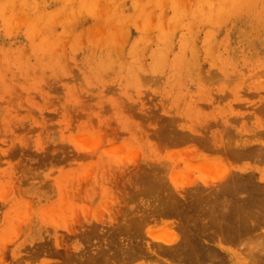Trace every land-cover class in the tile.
Segmentation results:
<instances>
[{
  "label": "rangeland",
  "instance_id": "obj_1",
  "mask_svg": "<svg viewBox=\"0 0 264 264\" xmlns=\"http://www.w3.org/2000/svg\"><path fill=\"white\" fill-rule=\"evenodd\" d=\"M211 11L215 15H211ZM159 57L164 60H153ZM139 59L142 60L140 64ZM158 62L159 65H154ZM217 65L223 67H219L220 72ZM223 69L228 77L234 72L237 75L232 74L233 77L226 79V74L221 73ZM212 72L215 75L221 73L220 80H216ZM263 94L264 0H249V3L245 0H0V264H73L72 256L84 260L89 256L88 260H91L88 254H93L98 245L104 246V250L107 245L113 246L107 252L100 247L101 250H96L99 255L93 256V260L95 257L98 260L103 250L101 253L107 260H113L110 259L112 263L103 260L106 264H161L168 260L167 255L162 258L163 254L162 262H156L161 261L156 259L161 252L155 254L158 245L149 244L155 240L171 245L164 240L165 234L164 238L160 237L163 233L169 234L165 235L167 239L171 236L181 212L174 215L156 209L160 206L156 205L171 197L170 192L175 190L183 201L192 194H181L186 191L183 189L186 186L199 182L207 186L206 175L210 176L209 184L211 179L217 181L220 174L215 179L214 173L219 170L216 171L217 166L212 163L214 159L216 164L223 161L228 168L225 170L232 169L230 174L233 170L234 173L250 171V165L251 178L259 185L264 183V161H254L258 155L246 152H237V155L222 145L228 142V136L232 147L239 144L241 137L240 144L245 146L252 144L249 141L253 144L257 141L260 135L256 132L264 129V122H260L264 115L255 113L256 109L264 111L261 108L264 107L261 105ZM253 105L256 112H253ZM166 118L174 120H168L170 124L166 122L165 129L160 128ZM228 118L237 122L233 124ZM216 119L214 125L212 121ZM203 120L211 121L214 126H207L208 122ZM171 123L170 128L178 139H182L185 132L188 137L195 132L192 135L195 138L188 141L186 136V142L184 138L180 142L171 135L174 144H170L172 139L168 136L172 130L169 131L167 125ZM194 124L201 129L206 125L212 132L207 135L206 129H198L200 132L197 133L198 130L192 129L196 128ZM202 124L205 125L201 127ZM225 125L230 129H225ZM186 126L193 133L185 129ZM232 129L236 135L230 133ZM167 130L168 135H162ZM222 131L226 138H221ZM201 132L207 135L206 139L211 133L217 138L210 136L212 142L210 137L207 141L201 136L202 139H196L198 134L204 136ZM254 132L259 136L251 135L253 141L249 135ZM244 134L251 139L244 138ZM218 136L224 141L216 142ZM262 137L258 139L259 144L264 141ZM202 140L211 142V146L213 141L221 144L219 147L225 155L215 142L217 150L216 147H204L206 143L201 145ZM226 152L233 159L239 160L242 156L243 160L235 163ZM227 158L234 163L228 165L230 160ZM217 165L221 169L222 164L221 167ZM146 170L154 177H161L157 178L161 184L165 182L161 185L163 188L173 189H160L164 194L170 191L169 195L165 194L167 197L161 200L159 195L163 193L153 192L158 186H154L156 182L152 180L156 177L151 180V175L148 178L153 184L147 177L146 180L153 185L151 188L155 187L153 193L149 188L146 189L150 193L141 189L144 182L142 187H147L146 184L150 187L142 176L144 182L138 178L141 173L145 178ZM203 175L207 177L204 180L200 177ZM224 175L221 176L224 178ZM196 181L198 183L194 184ZM139 187L142 191L137 190ZM180 187L184 192L178 190ZM117 209L121 213L118 211L116 219ZM136 213L138 218L145 213L142 220L148 213L147 223H144L145 219L142 226L140 224L143 228L139 227L143 233L138 231L137 225V231L134 224L129 225L131 219L128 220V216L136 217ZM262 213L260 220L264 219ZM125 218L129 223L124 225L133 227L135 233H142L143 237L134 235L133 231V235L126 232L122 223ZM173 218L176 223L170 229L168 227L171 231L168 233L166 226L173 223ZM116 220L121 221L124 228L121 229ZM112 222L119 226L120 238L113 230L116 225L110 229ZM260 222L257 224L262 228L260 226L256 232L263 239L264 223ZM95 226L97 229L92 231L91 227ZM115 238H119L121 244ZM136 238L139 243H145V248ZM128 239L132 242L131 247L125 243ZM105 240L110 243L105 244ZM114 241L117 249L127 244L128 249L123 250L129 251L130 256L136 252L137 244L142 245L138 248L146 253L141 250L139 257L141 252L138 250L137 256L125 259L126 254L120 247V250H114L118 255L119 252L125 255L122 259L120 254L118 260L115 253L109 254L112 256L108 258L106 255L114 251ZM89 244L92 247H86ZM225 244L221 243L226 250L233 251V257L224 253L230 264H264V250L258 253L255 261V257L242 253L243 246H238V241L237 245ZM74 247L82 248L81 254L85 256L78 252L80 257L73 255ZM84 247L86 250L92 248L93 252H82ZM146 247L147 250L154 248V254L150 249L148 254ZM161 247H157L159 251ZM129 252H126L127 256ZM114 257L118 261H114ZM80 259L75 263L80 264L77 263ZM86 260L81 263L86 264ZM93 262L102 263L92 260L88 263Z\"/></svg>",
  "mask_w": 264,
  "mask_h": 264
},
{
  "label": "bare ground",
  "instance_id": "obj_2",
  "mask_svg": "<svg viewBox=\"0 0 264 264\" xmlns=\"http://www.w3.org/2000/svg\"><path fill=\"white\" fill-rule=\"evenodd\" d=\"M247 3H249V0H245ZM258 1V0H257ZM258 3V2H257ZM220 7H222V6H220ZM220 7H218L219 9H222V8H220ZM211 9H213V8H211ZM217 9V8H216ZM216 9H214V11L216 10ZM213 11V10H212ZM211 11V12H212ZM211 15H215V14H213V12L211 13ZM121 51V50H120ZM123 52V51H122ZM173 53V52H172ZM152 54H154V53H152ZM158 55V54H157ZM156 55V56H157ZM164 55V54H163ZM161 53H160V56H163ZM176 55V54H175ZM155 56V57H156ZM175 57V59H176V56H174ZM157 58V57H156ZM156 58H153V60L155 59V62H157L158 60H161L160 59V57H159V59H156ZM163 58H164V56H163ZM162 58V60H164ZM172 58V57H171ZM170 58V59H171ZM179 58V57H178ZM174 59V60H175ZM180 59V58H179ZM179 59H178V61H179ZM105 60V59H104ZM157 60V61H156ZM161 60V61H162ZM172 60V59H171ZM170 60V61H171ZM174 60H172V62H175ZM140 61H142V60H138V64H140ZM178 61H177V63H178ZM151 63L152 62H154V61H150ZM169 62V61H168ZM172 62H169V63H172ZM109 63V62H108ZM131 63V62H130ZM150 63V64H151ZM105 64H107V62H106V60H105V63H104V65ZM133 64V61H132V63H131V65ZM145 64V63H144ZM144 64H143V66H144ZM149 64V63H148ZM150 64H149V66H150ZM160 63L158 62V63H154V65H159ZM161 64H163V62H161ZM180 65L182 64L181 62L179 63ZM178 64V65H179ZM146 65V64H145ZM154 65L152 64V69H153V67H154ZM173 65H176V63L175 64H173ZM173 65H171V66H173ZM179 65V66H180ZM188 65V64H187ZM238 65V64H237ZM141 66V65H140ZM139 66V67H140ZM155 66V67H156ZM183 66V65H182ZM134 67V66H133ZM145 67V66H144ZM174 67V66H173ZM181 67V66H180ZM219 67H221V65H217V68H219ZM237 67H239V66H237ZM221 68H223V67H221ZM134 69H135V67H134ZM140 69H143L142 67L140 68ZM238 69V68H237ZM241 69V68H240ZM244 69V68H243ZM144 70V69H143ZM174 70H175V67H174ZM215 70H217V69H214V71ZM224 70V72H221V73H225L224 75H225V78L226 77H228L227 75H228V73H226V71H225V69H223ZM136 71V70H135ZM138 71V72H137ZM136 72L137 73H140L139 72V70H137ZM213 71V72H214ZM231 71V70H230ZM213 72H212V74L211 75H214L215 77V79L216 80H220V75H222L221 73H216V75L215 74H213ZM216 72H218V71H216ZM219 72H220V68H219ZM215 73V72H214ZM235 74H236V72H234ZM229 74H231V73H229ZM233 74V73H232ZM232 74L229 76L230 78H231V76H232ZM235 74H233V76L235 75ZM209 76H210V74H208ZM237 75V74H236ZM240 74H238V76H239ZM232 76V77H233ZM137 77V76H136ZM218 77H219V79H218ZM222 77V76H221ZM228 77V78H229ZM138 78V77H137ZM214 78L212 77V79L214 80ZM224 78V77H223ZM224 78V79H225ZM222 79V78H221ZM227 79V78H226ZM259 92V91H258ZM263 96H264V94H263ZM220 97V96H219ZM261 102V101H260ZM262 103V104H261ZM260 104L261 105H263L264 104V102L262 101ZM259 104V105H260ZM260 105V106H261ZM249 106H251V105H249ZM253 107H254V105H253ZM256 107V106H255ZM254 107V111L253 112H256V110H257V113H255V114H261V115H259V116H262V115H264V111L262 112V111H260L259 109H256ZM257 107H258V105H257ZM252 108V107H251ZM261 108H264L263 106H261ZM256 109V110H255ZM251 110V109H250ZM264 110V109H263ZM259 111H260V113H259ZM253 112L251 113L250 112V114L252 115L253 114ZM263 118H264V116H262ZM238 118V117H237ZM241 118V117H240ZM167 119V118H166ZM165 119V120H166ZM173 119L174 120V118H168L166 121H164L165 123L164 124H162L163 126H160V128H164V125H166V122H167V124H170V122H171V120ZM230 121L229 122H233V118H228ZM234 119H236V117L234 118ZM168 120L170 121L169 123H168ZM207 121V120H206ZM216 121H218L217 119L216 120H214V121H212L213 123H214V125H215V122ZM236 120H234V122H235ZM237 121H240V119L238 118V120ZM236 121V122H237ZM262 121L264 122V120L263 119H260V122L262 123ZM172 122H174V121H172ZM175 122H177V121H175ZM203 122H205L204 120H203ZM208 122V123H207ZM207 122H205V123H207L206 125L208 126L209 124H212L213 125V123H210L211 121H207ZM231 122V123H232ZM234 122H233V124H234ZM217 123V122H216ZM174 125H175V123H173ZM179 125V124H178ZM181 125V124H180ZM191 125V124H190ZM196 125V126H195ZM200 125V124H199ZM205 125V124H204ZM203 124H202V126L201 127H203L204 126ZM206 125L203 127V129L205 130L206 129V133L207 132H212V129L210 130V131H208L209 129V127L207 128L206 127ZM213 125V126H214ZM170 126H173L172 125V123H171V125H167V128L169 127L170 128ZM194 126L197 128L198 126H197V124H194ZM210 127H211V125H209ZM229 125H225V127L224 126H222V128L224 129H230L229 127H228ZM253 126H255V125H253ZM260 126V125H259ZM175 127V126H174ZM228 127V128H227ZM238 127V126H237ZM166 128V129H167ZM168 128V130L169 131H171L172 130V127L169 129ZM182 128H183V126H182ZM186 128H188L187 126L185 127V129ZM194 129V127L192 128L194 131L195 130H198V129H200V131H204L203 129H201V128H197V129ZM254 128V127H253ZM263 128H264V126H263ZM165 129V128H164ZM164 129H163V131H164ZM177 129V128H176ZM175 129V130H176ZM184 129V130H185ZM190 128H188V130H189ZM222 129V130H223ZM225 129L223 130L225 133L227 132V131H225ZM242 129V128H241ZM161 130L162 129H160L159 131H160V133H163V132H161ZM166 131V132H164V134H162V135H165V134H167L168 135V132L169 131ZM181 130H183V129H181ZM187 130V131H188ZM240 130V129H239ZM253 130H255V129H253ZM252 130V131H253ZM262 130H264V129H262ZM262 130H259V133H258V131L256 132L257 134H259L261 137H262V135L264 136V131H262ZM190 132H191V130H189ZM199 130L197 131V133L198 132H200ZM215 131V130H214ZM222 131V136H221V138L224 136V132ZM235 131V130H234ZM250 131V130H249ZM251 131V132H252ZM261 131V132H260ZM181 132H183V131H181ZM233 132V129H232V131L230 130V133L231 134H233L232 133ZM248 132V131H247ZM246 132V133H247ZM252 133V134H250V133H248V135L251 137V135H252V137L256 134V133ZM174 133H175V131H174ZM173 133V130H172V134L169 132V134H170V136H168V137H170L172 140H170V142H169V139H168V141H167V135L165 136L166 137V141L167 142H169L170 144L172 143V144H174L173 143V139L174 138H172V137H174L175 136V140L177 139V140H181L180 142H182V140H183V138H184V142H186L185 141V138H186V136L188 137L189 135H187V133L185 132V136H183L181 133V135L183 136L182 137V139H178V136H176L175 134ZM179 132L178 131H176V134H178ZM189 133V132H188ZM191 133H193V131L191 132ZM190 133V134H191ZM196 133V134H197ZM202 133V132H201ZM215 133V134H214ZM221 133V132H220ZM229 133V132H228ZM193 134H195V132L193 133ZM193 134H191L190 135V137H188V138H186V140H188V141H191L193 138H195V135L194 136H192ZM203 134V133H202ZM209 133H207V135H208ZM212 134V133H211ZM209 135V137L210 136H212V135ZM213 134L216 136L217 134H216V131L215 132H213ZM256 134V136L258 137L259 135H257ZM262 134V135H261ZM171 135H174V136H171ZM199 135V136H198ZM197 135V138L196 139H198V138H203L204 137V139L203 140H205L206 138H205V135L206 134H203L204 136H202V135H200V134H198ZM206 135V136H207ZM233 135H236L235 133L233 134ZM242 135V134H241ZM240 134H239V136H241ZM245 135V134H244ZM201 136V137H200ZM220 136H218V139H217V141L216 142H218V141H224V139L223 140H221L219 137ZM243 136V135H242ZM249 136H247V135H245V137L244 138H246L247 137V139H248V137ZM260 136H259V138H260ZM164 137V138H165ZM192 137V139H190ZM209 137H208V139H209ZM212 137H214V136H212ZM212 137H210V141L212 142V140H211V138ZM232 137V136H231ZM249 137V140L252 138H250ZM256 137V138H257ZM179 138H180V136H179ZM201 138V139H202ZM217 138V137H216ZM215 137H214V139H216ZM223 138H226V136L225 137H223ZM235 137L233 136V139H234ZM255 138V139H256ZM258 138V139H259ZM208 139H206V141L208 140ZM229 139H230V136H228V142L226 141L225 143L223 142L222 143V145L224 146V145H226V148H229V150H231L232 152H234V153H236L237 154V152H238V154H243L244 152H246V154L247 153H252V154H255L254 156H256V155H258V157L256 156L255 157V160L253 159L254 157L252 156V159H251V161H255L256 162V159L257 160H260L261 161V159L264 161V145H263V143H264V141H263V143L261 142V140H260V142L262 143H260L259 144V141H258V139H257V141L255 142V143H257V144H259V145H255V143L253 144V142H250L249 140V143H252L250 146L249 145H247V146H245L244 145V143H242V144H240V140L242 141V137L238 140L239 141V144H237V145H235V147L233 146L232 147V144L229 142ZM261 139V138H260ZM262 139L264 140V137H262ZM200 140V139H199ZM198 140V141H199ZM202 140V144L201 143H199V145L201 144V145H203V144H205L206 143V141L204 142ZM231 140V139H230ZM244 140V139H243ZM252 140L254 141V139L252 138ZM172 141V142H171ZM195 142H196V140H194ZM198 141H197V143H198ZM245 141L247 142V140L245 139ZM244 141V142H245ZM176 143H178L177 141H175ZM210 142V143H211ZM215 141H213V143H214ZM216 142H215V144H216ZM208 144V143H206V144H208V145H204V147H206V148H208L209 149V147H213V149L218 145V144H216V146L214 147V145L215 144H213L212 143V146H211V144ZM248 143V142H247ZM220 145V147H221V144H219ZM219 145H218V147H219ZM208 146V147H207ZM222 146V147H223ZM253 146H255V147H253ZM219 147V150L221 149V152H223L222 151V149L223 148H220ZM224 148H225V146H224ZM225 148V149H226ZM218 148L216 147V149L215 150H217ZM225 149H224V151H225ZM226 153H228V158H232L233 159V157L232 156H230L231 154L229 153V152H226ZM223 154H224V152H223ZM230 154V155H229ZM237 154V155H238ZM225 155V154H224ZM240 156V155H239ZM261 157V158H260ZM225 158H226V156H225ZM227 158V159H228ZM258 158H260V159H258ZM227 159L225 160V161H227ZM240 159H242V156H241V158ZM239 159V160H240ZM217 160H218V158H217ZM220 160H222V159H220ZM228 160H230V163H228V165L229 164H231L232 162H231V159H228ZM233 160H235V163L236 162H238L239 160L238 159H233ZM243 160V159H242ZM207 161V160H206ZM214 161H216V159H214ZM212 162V163H214V165H216L217 166V170L216 171H220V170H222L223 168H224V170L220 173L219 171L218 172H216V173H214V175H215V179H216V177L219 175V177H222L221 175H224V172H227V171H229V170H232V169H229V170H225V169H228L227 168V166H226V164L225 163H222L223 161H221V162H219V161H217V164H220V167H221V164H222V167H221V169H219L218 168V165L215 163V162ZM253 161V162H254ZM260 161H257V162H259V163H262V162H260ZM227 162H229V161H227ZM210 163H211V161H210ZM211 163V164H212ZM233 163H234V161H233ZM232 163V164H233ZM239 163V162H238ZM248 164V163H247ZM210 165V164H209ZM213 165V164H212ZM212 165H210V166H212ZM213 165V166H214ZM224 165H225V167H224ZM238 165V164H237ZM246 165V164H245ZM249 165V164H248ZM207 166H208V164H207ZM216 166H214V167H216ZM152 167V166H151ZM155 167V166H154ZM229 167V166H228ZM241 167H245L246 168V166H241ZM241 167H240V169H241ZM248 167V166H247ZM253 167V166H252ZM157 168V167H156ZM230 168V167H229ZM236 168V167H235ZM147 169V168H146ZM216 169V168H215ZM247 169V168H246ZM245 169V170H246ZM248 169L250 170V171H248L249 173H250V175L249 176H244V174L246 173L247 175L249 174V173H247V171H245V173H243V175H242V173H239V171H241V170H239L238 171V173H236V171H235V173H234V170L231 172V174H230V171L229 172H227V173H225V175H224V178H226V179H224L223 177L222 178H219L218 177V179H223L221 182H219L220 180H218L217 179V181L219 182V183H216L217 181L216 180H214V182H213V180L211 181V180H209L210 181V184H209V182H207V179H209V177L210 176H208V175H206L205 177H204V175L203 176H200L203 180L205 179V178H207L206 180H204V181H206V183L205 184H207V186H204V185H202L203 183H201V182H199L198 183V181H196V182H193L194 184L195 183H198V185L197 184H195V185H191L190 187H185V188H183L184 190H186L185 192H184V190L182 189V187H180V189L178 188V190H180V191H183L184 193H181V194H186L187 192L188 193H192V194H190L191 196L190 197H188L189 195H188V193L186 194V195H188V196H186V199H184L183 201H182V199L181 198H178V195H177V193L175 194V190L174 191H172L173 189H166V188H163V186L165 185L164 183V181L162 180V182H164V183H162L163 184V186H161L162 184H161V181H160V179H161V177H158V176H156L155 175V177L157 178H160V179H158L157 178V180H156V178L154 177V176H152L151 174H149V172L150 171H148V170H146V171H148V173L145 171V173L144 174H146L147 173V176H145V178L143 177L144 175H143V173H141V175L140 176H138V178L140 177V180H141V176H142V178L145 180V181H147L149 178H151V180L152 179H154L155 178V180H152L153 182H156V183H154V186H158V188L156 189L155 187H153V188H151L152 186H150V182L149 181H151L150 179H149V181H147L148 183H149V186L150 187H148V185L146 184V186L147 187H145V186H143L142 187V185L144 184L145 185V183L146 182H144V180L142 179L141 181L142 182H144L143 184L141 183V189L143 188H149L150 189V191H151V193H153V192H157L158 190V192H160V193H163L162 191H163V189H166V190H171L172 192H174V193H172V192H168V191H166V195L169 193V194H172V195H169V196H171L169 199H168V197L163 193L162 195H159V193H157V196L159 195V197L161 196V200L163 199V197L164 196H166L167 197V200L166 199H164V201L165 202H162L161 201V203L160 204H158V205H156V206H159L158 208H156L158 211H160V212H164L165 211V213H167V214H170L169 212H171L172 214H174L175 212H181V214H179V215H181L180 216V218L177 216L178 214H176V216L178 217V219L176 220V221H178L179 222V220L182 222V223H178L177 222V225L175 226V228L174 229H176L174 232H173V230H172V233H170L171 231H169V229L172 227V224H174V218H173V223L172 222H169L170 224H171V226H170V224L168 225L167 223H165V226H166V224H167V226H166V228H167V232L168 233H170L171 234V236H169V238L167 239V236L169 235H167V233H163L162 235H161V237L160 238H164V240H166L167 242L166 243H169V244H171V245H168V246H166V245H163V244H161L162 242H160V241H156L155 242V240H154V242H152L153 240H150V242H152V244L150 243L149 245L151 246H153V244L156 246V245H158V246H156V249H154V248H149L151 251L154 249L155 250V254H159L160 252H161V255L159 256V258H156V259H161V261H157L156 260V262H162V258L164 259V257H165V255H167L166 257H167V259L168 260H166V261H164V262H162V263H164V264H230L229 263V261H226V259H227V254H228V257H233V251L232 250H226L222 245H221V243L222 242H224V244L225 243H235L236 245H237V241H238V246H240L241 247V245L243 246V247H241L242 248V253L244 252H246L245 254H247V255H249L250 257H255V258H253V259H255V261H257L256 260V256L258 257V253L260 252V251H262V250H264V238L263 239H261L260 238V235L261 234H258L256 231H257V228L259 229V227L261 226L260 224L263 222L262 220H264V219H262V220H260L262 217H261V212H263L264 213V183L262 184L261 183V185L263 186V188H262V186L261 185H259V184H257L256 182H255V180L254 179H252L251 177H253V176H251L252 175V173H251V169H250V165H249V167H248ZM263 169V168H262ZM153 170V169H152ZM243 171V170H242ZM257 171H259V169L257 170ZM141 172V171H140ZM142 172H144L143 170H142ZM153 172V171H152ZM154 172H155V170H154ZM153 172V173H154ZM151 173V172H150ZM219 173V174H218ZM254 173H255V171H254ZM137 174H139V173H137ZM154 174H157V175H160V173H158V172H156V173H154ZM153 174V175H154ZM226 174H227V177H226ZM245 174V175H246ZM255 174H257V173H255ZM151 175V177H149ZM212 175V174H211ZM255 176V175H254ZM148 179H147V178ZM152 177H154V178H152ZM212 177V176H211ZM258 178H259V176H257ZM256 177V178H257ZM200 178V179H201ZM214 178V177H213ZM260 178H262V177H260ZM147 179V180H146ZM199 179V180H200ZM202 180V181H203ZM258 180H260V179H258ZM257 180V181H258ZM151 181V182H152ZM201 181V180H200ZM263 181V180H262ZM153 182H152V184H153ZM157 182L159 183L158 185H157ZM215 184H213V183ZM261 182V181H260ZM200 183H201V186H200ZM169 184V183H168ZM209 185V186H208ZM135 186H137V185H135ZM194 186H197L196 188L194 187ZM199 186V187H198ZM204 186V188H202ZM140 187L139 188H137V190H140ZM161 187V188H160ZM169 187V186H168ZM172 187V186H171ZM192 187V188H191ZM194 187V188H193ZM207 187V188H206ZM155 188V189H154ZM163 188V189H162ZM170 188V187H169ZM188 190H187V189ZM142 189V190H143ZM149 189H146V191H145V193L146 192H148V190ZM153 189H154V191H153ZM162 191H161V190ZM182 189V190H181ZM190 189H191V191H190ZM192 189H194V193L192 192ZM142 190H140V191H142ZM150 191L148 192V193H150ZM153 191V192H152ZM155 194V193H154ZM173 194H175V195H173ZM156 195V194H155ZM155 195H154V197H155ZM177 195V196H176ZM176 196V197H175ZM181 197H182V195H181ZM185 197V196H184ZM156 198V197H155ZM183 198V197H182ZM175 199V200H174ZM188 199V200H187ZM158 202L156 201V204H157ZM162 204V205H161ZM155 205V204H154ZM153 207H155V206H153ZM155 208H154V211L156 210ZM131 210L133 211H136L135 210V208H131ZM157 210L155 211V212H157ZM120 212V210H118L117 209V211L114 213L115 215H114V217L115 216H117V215H119V212ZM128 211H130V210H128ZM133 211V212H134ZM138 211V210H137ZM140 211H141V209H140ZM139 211V212H140ZM153 211V210H152ZM191 211V212H190ZM131 212V211H130ZM118 213V214H117ZM121 213V212H120ZM127 213V212H126ZM129 213V212H128ZM142 213V212H141ZM159 213V212H158ZM262 213V214H263ZM131 214V213H130ZM129 214V215H130ZM135 214V213H134ZM134 214H131V215H134ZM144 215H145V213H143ZM143 214H141V219L140 218H138V215H137V213H136V217L134 216V217H130V216H128L129 218H128V220H132L133 219V221H131L130 220V223H129V221H127V217L125 218V219H123L124 221H122V223H123V225H124V223H129V225L130 224H134V228L136 229V225H137V227L139 228V227H141L142 226V222L146 219V222H144V223H147V218H148V213H146V216H145V218H143L144 220H142V217H144V215ZM183 214V215H182ZM191 214V215H190ZM128 215V214H127ZM143 215V216H142ZM175 215V214H174ZM118 217V216H117ZM124 217V216H123ZM116 218V217H115ZM115 218L113 219V220H115ZM117 219V218H116ZM140 219V220H139ZM127 222H126V221ZM137 220H139V221H141L140 223H139V221L137 222ZM149 220V219H148ZM262 221V222H260V221ZM117 221V220H116ZM116 221H113V222H116ZM112 222V224L114 225V223ZM118 222V221H117ZM116 222V224H118L119 223V226H120V228L122 229V228H124L123 227V225H122V223H121V221H119L118 223ZM258 222H260V226H258ZM138 223H139V226H138ZM176 223V222H175ZM264 223V222H263ZM263 223H262V225H263ZM115 224V225H116ZM127 224H125L124 226H126L125 227V229H126V232H128V231H130L129 232V234L130 235H135L136 233H138V232H136L135 233V231H137V229L134 231V229H133V227H130V226H128ZM140 224H141V226H140ZM111 226V228L110 229H112L113 227H115V225L114 226ZM119 226L118 225H116V227H115V229H113V230H115V231H117V237H119V233H121V232H119V231H121L120 230V228H119ZM144 226H145V224H144ZM174 226V225H173ZM258 226V227H257ZM117 227H118V229H119V231H118V229H117ZM130 227V228H129ZM168 227H169V229H168ZM92 228V231H95V230H93V229H97V226H95V227H91ZM127 228H129V229H131V230H129V229H127ZM141 228H143V227H141ZM141 228H139L138 229V231H140V232H142L143 233V231L141 230ZM148 227H146V229H147ZM261 228H262V226H261ZM165 230L166 229H164V232H165ZM90 231V230H89ZM125 231V230H124ZM132 231H133V234H132ZM145 231V230H144ZM180 231V232H179ZM119 232V233H118ZM145 232H149L148 230H146ZM136 234L137 236H139V237H141L140 235H142V237H143V234ZM151 233V232H150ZM150 233H147V234H150ZM180 233V234H179ZM111 234V233H110ZM167 235V236H165V235ZM130 235H128V236H130ZM158 235V234H157ZM163 235H164V237H163ZM136 236V237H137ZM150 236V235H149ZM152 236H156V235H152ZM124 237V236H123ZM120 238V237H119ZM118 238V239H119ZM121 238H122V236H121ZM133 238V237H132ZM131 238V239H132ZM138 238V237H137ZM136 238V239H137ZM151 238H153V237H151ZM154 238H156V237H154ZM103 239V238H102ZM104 239H106V238H104ZM116 239V241L118 242H120V240H118L117 238H115ZM124 240H125V238H123ZM121 240V242H123L124 243V240ZM126 239H127V236H126ZM134 239V238H133ZM146 239V238H145ZM144 239V240H145ZM150 239V238H149ZM159 239V238H158ZM107 241H108V239H106ZM105 240V241H106ZM135 240V239H134ZM139 240H141V238H139ZM160 240V239H159ZM105 242V244H109L110 243V241H109V243L108 242ZM128 241H129V239H128ZM126 241L125 243H128L129 244V246L131 247L132 245V242L131 241ZM137 241H138V239H137ZM148 241L149 240H147V243H148ZM99 242H102V240H99ZM112 242V241H111ZM118 242V243H119ZM134 243L136 242V240L135 241H133ZM140 241H138V244H142V241H141V243H139ZM88 242H86L85 243V245L87 244ZM92 243H95V242H90V244H92ZM115 241H114V245H115ZM131 243V244H130ZM158 243V244H157ZM160 243V244H159ZM240 243V244H239ZM87 245L86 247H92V245ZM98 244V243H97ZM101 244H103V242L101 243ZM112 244H113V242H112ZM119 244H121V243H119ZM137 244V246L138 247H141L142 245V247L143 248H145V246H144V244H142L141 246H139ZM81 245V244H80ZM94 245H96V243L94 244ZM104 245V244H103ZM125 245H127V244H125ZM125 245H123V246H121L120 245V247L122 248H120L119 247V245H117L119 248L117 249V247H116V245L114 246V248H113V250L115 249L116 251L117 250H120V251H124V250H126V249H128L127 247L128 246H125ZM148 245V246H149ZM161 245L162 246H164V247H161ZM226 245V244H225ZM82 246V245H81ZM80 246V247H81ZM99 246V245H98ZM98 246H95L94 248H96L97 247V249H95V253L93 252V254H95V255H93V254H88V255H90V257H92V261H95V262H97L98 260H99V258H100V260L98 261L99 263L100 262H102L103 263V260H105L106 262H111V256L113 255V253H115V250L112 252V251H110L109 253H108V255H106V256H108V258H110V259H108L107 260V257H105V255H103L101 252L104 250V246H103V248L101 247V246H99V248H98ZM134 246V245H133ZM80 247H78V248H80ZM100 247H101V249H103L101 252H100V255L102 256V257H100V256H98L97 258H98V260H96V257H95V260H93V256H96V253H97V251L96 250H98V249H100ZM111 247H113V246H109L108 247V245H107V247L105 246V252H107L108 251V249L109 248H111ZM126 247V248H125ZM136 247V246H135ZM137 247V248H138ZM160 249V247L162 248L161 249V251H159V249ZM240 247H238V249H240ZM75 248V247H74ZM78 248H75L76 250H74V252H72V254L73 253H75V255L77 254L76 252H78L80 255H82L83 256V254H81V249L80 250H77ZM125 248V249H124ZM133 248V247H132ZM131 248V249H132ZM136 248V252L138 253V250H139V252H141V250H142V248L141 249H137ZM90 249V248H89ZM88 248H87V250L88 251H90L91 252V250H93L92 248H91V250H89ZM100 249V250H101ZM124 249V250H123ZM134 249V250H133ZM132 250L135 252V248H133ZM148 249V250H149ZM86 250V248L84 247L83 248V251L82 252H84V251H87ZM110 250H112V248L110 249ZM145 250H147V247H146V249ZM148 250H147V253L148 254H150V252H148ZM153 250V251H154ZM156 250H157V252H156ZM80 251V252H79ZM143 252H145L144 251V249L142 250ZM153 251H152V253H153ZM159 251V252H158ZM91 252V253H92ZM104 252V253H105ZM112 252V253H111ZM126 252H129V251H124L123 253L124 254H126V256L123 254H121L122 252H119V255L117 254V253H115V254H117L118 255V260H119V257H120V254H121V259H122V256H125V259L127 258V259H129L130 257H135V256H137V253L135 252L134 254H133V256H132V254H131V256L129 255L130 254V252L128 253V256H127V253ZM70 253V252H69ZM87 253V252H86ZM85 253V254H86ZM146 253V252H145ZM145 253H143V254H145ZM151 253V254H152ZM226 255H225V254ZM98 255H99V252L97 253ZM105 254H107V253H105ZM109 254H112V255H109ZM115 254H114V256H115ZM140 254H142V252L141 253H139L138 254V256L140 255ZM154 254V253H153ZM164 254V255H163ZM236 254V253H235ZM74 255V254H73ZM78 255V254H77ZM76 255V256H77ZM80 255H78V257H80ZM163 255V257L161 258V256ZM223 255H225V257L226 258H224V256ZM70 256H72V255H70ZM85 256V255H84ZM83 256V257H84ZM103 256H104V258H103ZM146 256H148V255H146ZM72 257H74L73 259L75 260V262H76V260H78V259H80V262L79 261H77V263H80V264H82L81 262H83V261H81V260H84V258L82 259V257H80V258H78V259H75V256H72ZM71 257V258H72ZM133 257V258H134ZM140 257V256H139ZM158 257V256H157ZM77 258V257H76ZM86 258H87V260H88V258H89V256L87 257H85V260H86ZM101 258H102V261H101ZM117 257H114L113 259H115L114 261H118L117 259H116ZM153 258V257H152ZM251 258V259H252ZM260 258V257H259ZM90 259V258H89ZM120 259V260H121ZM123 259H124V257H123ZM151 259V258H150ZM166 259V258H165ZM172 259H174V261L175 262H173L172 261ZM176 259V260H175ZM85 260H84V262L83 263H85ZM87 260H86V262H87ZM91 260H88V262H91ZM155 260V259H154ZM153 260V261H154ZM113 261V260H112ZM177 261V262H176ZM74 261H73V264H76ZM86 263V264H90V263ZM97 262V263H98ZM108 262V263H109ZM231 262V261H230ZM101 263V264H102ZM107 263V264H108ZM112 263V262H111ZM110 263V264H111ZM114 263V262H113ZM161 263V264H162ZM92 264H95L94 262L92 263ZM103 264H106V263H103Z\"/></svg>",
  "mask_w": 264,
  "mask_h": 264
}]
</instances>
